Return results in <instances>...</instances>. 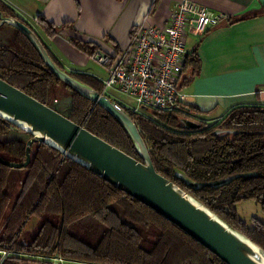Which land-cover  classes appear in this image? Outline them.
Returning a JSON list of instances; mask_svg holds the SVG:
<instances>
[{
  "label": "trees",
  "instance_id": "1",
  "mask_svg": "<svg viewBox=\"0 0 264 264\" xmlns=\"http://www.w3.org/2000/svg\"><path fill=\"white\" fill-rule=\"evenodd\" d=\"M0 12L4 17L21 21L1 3ZM38 23L52 30L45 21ZM10 28L12 41L0 45V79L55 111L60 90L65 91L66 94L59 97L67 95L70 103L63 116L141 161L124 128L104 109L58 80L31 42L21 32ZM72 43L90 58L97 51L77 41ZM193 56L187 55L182 77L189 57L192 58L190 63L196 62ZM70 75L103 94L102 83L93 77ZM125 111L138 128L155 171L264 251V222L252 218L248 224L240 218L236 208L239 203L253 202L264 216V107H237L217 125L198 124L195 130L186 129L182 123L190 120L187 111L183 116L148 110L151 118ZM10 130L22 132L0 119V135ZM28 139L27 134L26 142ZM26 142L0 141V157L22 163ZM30 156L29 165L23 169L26 176L7 216L10 196L5 188L11 169L0 165V245L3 250L41 258L59 256L65 261L84 264H224L157 212L57 150L36 143L31 147ZM175 171L199 184L234 179L219 188L192 189L175 177ZM86 217L97 218L105 228L95 247L80 238L84 230L81 220ZM32 218L40 222V227L34 238L26 242L20 237ZM1 264L51 263L12 255Z\"/></svg>",
  "mask_w": 264,
  "mask_h": 264
},
{
  "label": "crops",
  "instance_id": "2",
  "mask_svg": "<svg viewBox=\"0 0 264 264\" xmlns=\"http://www.w3.org/2000/svg\"><path fill=\"white\" fill-rule=\"evenodd\" d=\"M180 1L0 0V3L36 33L65 72L87 75L102 83L107 78L106 70L72 42L115 57L124 51L133 29L140 24L164 28ZM191 1L220 15L221 21L202 36L186 39L187 55H194L196 62L190 63L189 57L182 77L181 90L186 95L183 108L192 117L211 125L219 123L234 108L264 107V0ZM39 20L52 30L42 28ZM7 27L0 28L1 46L8 45L13 38V30ZM53 31L55 34H51ZM106 97L118 105L122 102L114 91ZM63 261V264H84Z\"/></svg>",
  "mask_w": 264,
  "mask_h": 264
},
{
  "label": "water",
  "instance_id": "3",
  "mask_svg": "<svg viewBox=\"0 0 264 264\" xmlns=\"http://www.w3.org/2000/svg\"><path fill=\"white\" fill-rule=\"evenodd\" d=\"M8 25L21 32L34 46L48 70L61 82L92 101L111 115L130 137L141 161L128 156L102 139L90 134L54 109L45 106L21 90L0 79V119L30 135L25 145V160L13 163L0 157V165L9 169L27 168L33 144H45L64 157L89 170L130 198L157 212L194 239L224 264H263L264 251L248 238L232 229L216 214L180 187L158 174L149 150L130 115L90 87L74 79L50 58L36 33L25 23L4 17L0 27ZM188 130L199 125L182 121ZM175 177L192 189L202 186L219 188L230 183L229 177L199 184L175 171ZM0 249H4L0 245Z\"/></svg>",
  "mask_w": 264,
  "mask_h": 264
},
{
  "label": "built area",
  "instance_id": "4",
  "mask_svg": "<svg viewBox=\"0 0 264 264\" xmlns=\"http://www.w3.org/2000/svg\"><path fill=\"white\" fill-rule=\"evenodd\" d=\"M220 21V15L198 3L181 0L164 28L143 23L135 27L127 47L117 56L95 51L91 60L107 72L103 94L114 91L122 99L117 105L135 114L142 109L180 111L186 97L181 90L186 39L202 36ZM12 255L18 254L0 250V264ZM57 262L63 264L60 258Z\"/></svg>",
  "mask_w": 264,
  "mask_h": 264
},
{
  "label": "rangeland",
  "instance_id": "5",
  "mask_svg": "<svg viewBox=\"0 0 264 264\" xmlns=\"http://www.w3.org/2000/svg\"><path fill=\"white\" fill-rule=\"evenodd\" d=\"M5 27H7V26H5ZM97 66H99V65H97ZM99 67H101V66H99ZM101 68H103V67H101ZM62 94L64 95V94H66V92L60 90L59 96H61ZM107 94L108 95L112 94V90L109 91ZM59 96L57 97L58 103L55 104V109L61 114H66L67 109L69 108L70 99L67 95L64 96L65 98L59 97ZM55 102L56 101H54V103ZM186 111L181 109L180 111H178L176 113H180L181 115L185 116L188 114L187 113L188 111L187 112ZM140 115L145 116L147 118H151V112H149L148 110H144V109L140 110ZM189 117H190L189 118L190 120H192L193 122H195L197 124H202V125L207 124V123L195 118L194 116L192 117L190 114H189ZM217 124H211V125L207 124L208 125L207 127H212V126H215ZM11 140H20V141L26 142L27 134L19 132V131L10 130V131H7L5 134L0 135V141L1 142H7V141H11ZM25 176H26V172L23 169H11V171L9 173L5 192L10 196V202H9L8 209L6 211V216L9 215V213L11 212V208H12V206L16 200L17 194L19 192L20 184H21V182ZM236 208L238 210V214H239L240 218L243 221L247 222L248 224L251 222L252 218H256V219H259L262 222H264V216L261 214L260 208L257 204H255L253 202H242V203H239ZM38 222L39 221L37 219H34V218L29 220L28 223L26 224V226L24 227L20 238H24L27 241L31 240V238H32L31 235L34 237L39 230L40 222L39 223ZM37 223H38V225H37ZM81 224L84 227V230H83L81 237H80L81 241H83L84 243H86L90 247H95L96 244L98 243V241L100 240L104 230H105L104 226L100 223V221L97 218H92V217H86V218L82 219ZM238 233H240V232H238ZM240 234H242V233H240ZM21 257L31 258L29 256H24V255H22ZM52 257L53 258L47 257L45 260H42L40 257L38 258V257L34 256V258H31V259H38L39 261H48L51 264H58L57 261L59 260L60 257L59 256H57V258H54L56 256H52ZM61 260H62V262H64L63 259H61Z\"/></svg>",
  "mask_w": 264,
  "mask_h": 264
},
{
  "label": "bare ground",
  "instance_id": "6",
  "mask_svg": "<svg viewBox=\"0 0 264 264\" xmlns=\"http://www.w3.org/2000/svg\"><path fill=\"white\" fill-rule=\"evenodd\" d=\"M263 264H264V260H263Z\"/></svg>",
  "mask_w": 264,
  "mask_h": 264
}]
</instances>
